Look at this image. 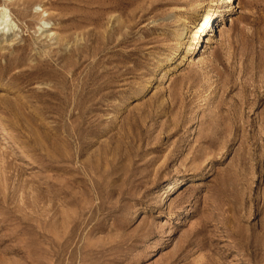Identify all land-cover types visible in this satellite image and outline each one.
Instances as JSON below:
<instances>
[{"label": "rangeland", "instance_id": "rangeland-1", "mask_svg": "<svg viewBox=\"0 0 264 264\" xmlns=\"http://www.w3.org/2000/svg\"><path fill=\"white\" fill-rule=\"evenodd\" d=\"M234 1L0 0V264H264V0Z\"/></svg>", "mask_w": 264, "mask_h": 264}, {"label": "bare ground", "instance_id": "bare-ground-1", "mask_svg": "<svg viewBox=\"0 0 264 264\" xmlns=\"http://www.w3.org/2000/svg\"><path fill=\"white\" fill-rule=\"evenodd\" d=\"M218 1L223 2V0H218ZM18 3H19V1H18ZM5 4H6V2H5ZM7 4H10V3H7ZM25 4H23V5H25ZM213 5H217V4H215L212 0L211 6H213ZM223 5H225V6L230 5L231 9H234V10L237 8L234 6L235 5L234 0L224 1ZM200 11H204V10H202L200 5L193 7L192 13H193V15L198 16V18H199L198 24L196 25V27H194L193 30L191 29V27L185 28L183 33L177 37L178 41L180 42L179 48H178L177 52H175L174 56L167 58L168 64L173 63V62H177L178 60H183V57H184L183 56V49H185L187 47V45H188V47L191 45L190 43H191V41H193L194 36H195L196 42H194V45L190 46L191 52L189 54V57H196L197 56L196 53L200 51V49L198 50V48H199V44L201 43L202 35L207 33V31L212 27L213 21H216L217 18L222 16V11L219 9L214 10L210 14H208L205 11L203 14H200L199 13ZM36 13H38L39 15H41L43 17L41 19V25L38 27V31L41 32L42 34L44 32L50 31L52 29V26H51V21H49V19H48L49 18L48 11L45 9H40V10H37ZM15 28H19V27H18L16 21L14 20L13 15L11 14V11L6 7V5L0 6V30L2 31V34L6 35L10 31H14ZM147 87H150V84ZM183 180H184L183 178H179L178 180H176V182L177 181L183 182ZM171 191L175 192L176 190L170 189L169 192H171Z\"/></svg>", "mask_w": 264, "mask_h": 264}]
</instances>
